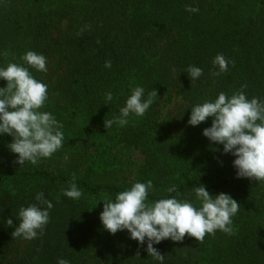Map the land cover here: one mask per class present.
Returning a JSON list of instances; mask_svg holds the SVG:
<instances>
[{"label":"trees","instance_id":"trees-1","mask_svg":"<svg viewBox=\"0 0 264 264\" xmlns=\"http://www.w3.org/2000/svg\"><path fill=\"white\" fill-rule=\"evenodd\" d=\"M27 51L47 59L46 73L29 70L48 86L40 111L63 124L64 141L50 158L20 167L7 147L12 137L0 134V264H161L148 256L147 241L138 244L126 229L110 234L99 218L104 194L114 199L148 180L149 201L176 197L199 207L193 189L201 184L241 206L234 235L217 230L202 243L186 234L154 244L162 264H264V182L236 177L235 157L202 135L212 118L187 123L192 107L242 85L249 99H264V0H0V68L23 63ZM217 54L234 64L213 76ZM189 65L203 69L198 80L183 72ZM6 83L0 79V87ZM137 86L145 98L155 89L154 103L144 116L105 129L104 119ZM107 92L113 100L105 104ZM170 92L181 103L162 115ZM73 174L77 200L61 192ZM172 185L177 192H166ZM39 192L53 203L43 235L13 239L19 209Z\"/></svg>","mask_w":264,"mask_h":264},{"label":"clouds","instance_id":"clouds-1","mask_svg":"<svg viewBox=\"0 0 264 264\" xmlns=\"http://www.w3.org/2000/svg\"><path fill=\"white\" fill-rule=\"evenodd\" d=\"M185 11L195 13L198 9L185 5ZM19 59L23 63H9L0 68V79L7 82L5 87H0V134L12 137L7 147L17 154L14 163L20 167L25 162L35 166L42 158H50L63 146V124L51 113L40 111L48 100V86L35 79L29 70L32 68L46 73V57L27 51ZM230 63L234 64L223 54H217L212 64L218 71H213L212 75L227 72ZM111 65V60H107L104 67L110 68ZM183 72L192 81L203 75V69L192 65ZM246 87L242 85L231 96L220 92L214 101L195 105L191 108L187 123L197 126L212 118L211 127L203 129L202 135L212 143L223 145V153L235 157L232 166L236 170V177L264 182V99H249L243 90ZM144 91L143 87L133 88L118 114L104 119L105 129L113 124L120 127L127 125L128 117L132 114L144 116L158 96L153 89L145 98ZM112 100V92L105 93V104ZM75 180L73 174L68 189H61L65 197L73 200L82 196ZM154 191L152 181L148 180L135 182L129 189L116 193L114 199L104 194L100 200L103 201V210L99 217L104 229L110 234L126 229L130 239L138 244L143 245L147 241L148 256L161 264L164 256L153 245L165 239L180 242L187 234L202 243L206 234L214 236L217 230L228 235L235 234L232 217L241 206L229 194L212 195L200 184L193 189L200 205L197 207L189 200H178L176 197L149 201V193ZM165 191L177 192V186H169ZM35 201L19 209V223L11 233L13 239L32 240L43 235L50 221L49 210L53 208V203L44 198L43 192L36 194ZM5 222L7 226H13L11 218H6ZM136 256H139V252ZM57 264H69V261L61 258Z\"/></svg>","mask_w":264,"mask_h":264},{"label":"rangeland","instance_id":"rangeland-1","mask_svg":"<svg viewBox=\"0 0 264 264\" xmlns=\"http://www.w3.org/2000/svg\"><path fill=\"white\" fill-rule=\"evenodd\" d=\"M177 103H181L178 96H175L172 92L163 97L160 103L162 115L172 112L173 106Z\"/></svg>","mask_w":264,"mask_h":264}]
</instances>
